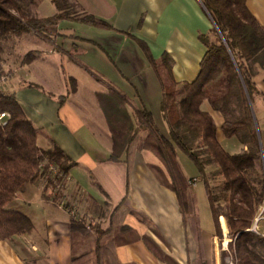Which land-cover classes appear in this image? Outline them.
Returning a JSON list of instances; mask_svg holds the SVG:
<instances>
[{
    "label": "crops",
    "instance_id": "crops-1",
    "mask_svg": "<svg viewBox=\"0 0 264 264\" xmlns=\"http://www.w3.org/2000/svg\"><path fill=\"white\" fill-rule=\"evenodd\" d=\"M76 2L79 12L112 28L65 18L46 27L45 37L29 30L25 33L39 39L29 51L40 53L27 62L23 56L6 76L5 90L13 93L36 128L37 145L45 150L54 142L74 164L64 178L51 177L44 187L26 182L6 203L33 226L0 240V264H197L199 246L179 195L167 185L172 181L169 171L145 147V139L152 136L138 112L147 110L169 139L161 111L162 87L151 58L166 53L174 80L193 81L206 50L198 34L211 28V19L200 0ZM248 6L264 26V0H248ZM53 13L54 6L39 16ZM253 81L259 93L252 95L250 107L264 174V65H256ZM110 91L126 99L139 126L118 160L109 158L111 136L97 98ZM200 108L211 115L217 141L226 152L248 148L241 136L223 135V112L208 100ZM175 156L177 174L185 179L186 213L199 217L203 260L223 264L231 240L226 220L218 217L217 230L197 168L186 164L189 172L183 171L179 162L189 158L179 148ZM205 169L210 172L214 166ZM193 177L197 181L191 186L187 180ZM71 219L88 225V231L72 230ZM254 225L251 229L264 237V200ZM256 249L264 253V243L256 242Z\"/></svg>",
    "mask_w": 264,
    "mask_h": 264
},
{
    "label": "trees",
    "instance_id": "trees-1",
    "mask_svg": "<svg viewBox=\"0 0 264 264\" xmlns=\"http://www.w3.org/2000/svg\"><path fill=\"white\" fill-rule=\"evenodd\" d=\"M200 1L212 26L206 33L198 34L206 50L196 78L178 83L166 53L157 60L151 58L162 87L161 111L169 128V139L159 132L152 115L141 110L138 114L152 136L145 139V147L157 154L170 173L172 181L167 185L179 195L186 222L199 246L197 264H206L200 247L199 217L186 213L185 179L177 174L176 148L197 168L217 230L218 217L222 215L226 220L231 240L223 251V264H228L226 257L233 264H264V253L256 249V242L264 243V237L251 229L257 207L264 200V174L250 107L252 95L259 93L253 81L256 65H264V26L249 9L248 0ZM50 2L55 13L39 16L33 11L35 0H0V38L29 30L45 37L46 27L65 18L112 28L90 13L79 12L76 0ZM39 53L29 51L23 60L31 61ZM97 98L111 136L109 158L118 160L134 140L139 126L121 95L110 91L100 93ZM204 100L223 112V135L241 136L248 146L246 150L229 154L222 148L211 115L200 108ZM0 111L9 115L6 124L0 125V240H3L29 232L33 226L26 215L5 207L16 192L26 182H38L39 178H44L42 187L51 177L64 178L74 162L54 142L45 150L37 145L36 128L13 93L1 86ZM208 165L214 166L210 172L205 169ZM70 228L86 233L89 227L71 219Z\"/></svg>",
    "mask_w": 264,
    "mask_h": 264
},
{
    "label": "rangeland",
    "instance_id": "rangeland-1",
    "mask_svg": "<svg viewBox=\"0 0 264 264\" xmlns=\"http://www.w3.org/2000/svg\"><path fill=\"white\" fill-rule=\"evenodd\" d=\"M36 4L33 6V11L42 15L47 12L53 5L48 0H35ZM53 9V8H52ZM38 38L32 35V33H21L20 35H10L8 38H0V75L4 77V81L0 82V86L4 89L6 87V72H11L14 68L18 67L19 62L23 56L31 49L36 48L35 43L38 42ZM37 51V50H36ZM40 52V51H39ZM16 78L15 76L12 77ZM182 153V152H181ZM187 162V163H186ZM179 164L182 165L181 169L185 172H189L186 164H189L190 168H195L192 161L187 159ZM217 181L213 182V184ZM226 259V258H225Z\"/></svg>",
    "mask_w": 264,
    "mask_h": 264
},
{
    "label": "built area",
    "instance_id": "built-area-1",
    "mask_svg": "<svg viewBox=\"0 0 264 264\" xmlns=\"http://www.w3.org/2000/svg\"><path fill=\"white\" fill-rule=\"evenodd\" d=\"M4 81L3 75H0V82ZM9 117L8 113L6 111H0V125H5L7 122V118ZM197 179L195 177L189 178L187 180V184L194 186L196 184ZM38 184L42 187L44 184V178H39ZM252 229H255V225L252 226ZM226 261L228 264H233L230 259L227 257Z\"/></svg>",
    "mask_w": 264,
    "mask_h": 264
}]
</instances>
